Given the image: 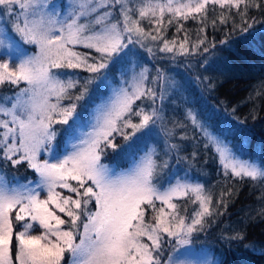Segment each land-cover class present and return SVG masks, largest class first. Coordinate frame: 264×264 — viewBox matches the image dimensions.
I'll return each instance as SVG.
<instances>
[{"label": "snow or ice", "instance_id": "obj_1", "mask_svg": "<svg viewBox=\"0 0 264 264\" xmlns=\"http://www.w3.org/2000/svg\"><path fill=\"white\" fill-rule=\"evenodd\" d=\"M254 12L264 17V0H0V264H184L181 247L227 212L233 190L217 196L189 169L181 176L170 164L187 159L173 155L185 150L180 144L163 156L148 147L169 108L182 116L169 119L173 128L190 124L214 149L226 180L264 186V160L238 155L194 100L174 106L189 92L186 81L155 64L151 76L141 51L223 74L224 58L208 59L223 51L209 30L240 34L221 46L250 43L259 31ZM198 79L214 87L212 77ZM117 136L130 142L118 145ZM107 149L125 151L130 166L104 163ZM24 164L35 180L7 171Z\"/></svg>", "mask_w": 264, "mask_h": 264}, {"label": "trees", "instance_id": "obj_2", "mask_svg": "<svg viewBox=\"0 0 264 264\" xmlns=\"http://www.w3.org/2000/svg\"><path fill=\"white\" fill-rule=\"evenodd\" d=\"M253 14L257 18L254 27L259 31L254 33L256 38L250 43L240 41L239 45L231 48L221 46L218 41L225 38L235 41L239 39L240 34L238 32L229 34L226 26L222 32L209 30L208 41H216L217 47L223 48V51L208 56V59L211 61L223 57L224 60L220 65L223 74L204 72L197 66L195 59H192L191 63L187 59H184L183 63L180 60L161 61L159 57L162 54L157 53L156 59L152 60L148 58L149 56L147 57L143 49L141 51L145 60L148 61L144 66L149 69V72L154 70L152 68L154 63L157 68L163 67L167 73H172L176 79L182 76L186 81L189 92L182 94V97L174 102V106L183 110L185 105L182 100L185 97L194 100L198 108L212 112V123L215 129L227 133V139L238 155L245 160L251 159L258 162L264 160V87L261 86L264 83V28L260 24L264 17L256 12ZM186 27L193 30L192 39L195 41L196 24L189 21ZM175 34L174 28L169 29L167 37L171 39ZM200 76L212 77L214 87H206L207 81L200 83L198 79ZM64 102L69 103L67 100ZM167 111L168 118L160 124L162 137L158 150L162 153V145L180 144L185 150L178 154L173 153V155L187 158L182 159L179 165L176 162H170L171 166L182 167L177 171L180 175L184 174L183 170L189 169V174L196 176L195 181L209 183V187L217 196L221 191H227L229 188L233 190L227 212L218 217L207 231L195 234L188 250L212 253L216 264H264V254H261L264 252V216L260 215V209L264 207V186L257 184L253 187L256 182L247 178L226 180L219 174L220 167L215 158L217 154L214 149H204L203 138L198 131L193 130L190 124L186 129L173 128L169 119L181 120V112H173L172 108ZM238 121H243V123H238ZM134 122L138 120L134 119ZM165 129L172 130V135L167 136ZM127 131L131 133L132 130L127 129ZM182 136H186V139L182 140ZM115 142L122 146L130 141L126 142L123 136H117ZM194 153L196 154L195 159H193ZM111 155L106 156L109 159L105 162L115 160L116 151ZM160 156H163V153ZM163 158L166 159V157ZM123 165L126 167L129 162L124 161ZM195 168L198 170L197 175L194 172ZM7 171L15 173L21 180L37 178L26 164L17 166V168L9 167ZM183 202L179 201L182 204ZM193 207L194 205L189 208V211ZM237 233L245 235L246 238L242 242H227V237ZM245 245H254L256 250L246 248Z\"/></svg>", "mask_w": 264, "mask_h": 264}, {"label": "rangeland", "instance_id": "obj_3", "mask_svg": "<svg viewBox=\"0 0 264 264\" xmlns=\"http://www.w3.org/2000/svg\"><path fill=\"white\" fill-rule=\"evenodd\" d=\"M28 47L29 49H31V46H26ZM144 51V50H143ZM146 52V51H144ZM147 53V52H146ZM149 56V57H148ZM147 57L149 59H152V60H155L153 59L150 54L147 53ZM153 63V62H152ZM154 64V63H153ZM152 64V65H153ZM157 67V66H156ZM151 76L153 74V77L155 76V69L150 72ZM86 75V73H85ZM167 76L168 77H173V74L172 73H167ZM163 81L161 82V86H163ZM77 93L73 92V95H75ZM66 104V102H64ZM83 103V102H81ZM79 110V108H78ZM161 123L158 122L157 124V129H158V137L156 138V141H148V147L150 149H154L155 152L158 154V155H161L162 153L158 150V147L161 145V137H162V133H161V126H160ZM57 128H61L62 126L60 125H57L56 126ZM85 131H90V129H85ZM137 135H139V133H137ZM61 140V150H63L64 148V145H63V138L60 137L59 138ZM134 139V138H133ZM144 143L143 140L141 141H138L137 142V147H140L142 146ZM165 146L162 145L161 147V150L164 148ZM107 155H111L114 151L112 149H107ZM116 151V157H115V160H113L112 162H105L107 159L106 156H105V160H104V163L108 164L109 166L111 167H114L115 169L117 170H121V169H126L130 166L131 164V160H130V157L129 155L125 152V151H121L120 149H117L115 150ZM252 155V153L250 154ZM112 156V155H111ZM111 156H108V157H111ZM166 159H169L168 157H166ZM124 161H128L129 162V165H127L126 167L123 165L124 164ZM170 162H176L175 159H171ZM176 171H179L182 169V167H173ZM194 172L195 174L197 175L198 173V170L195 168L194 169ZM184 175V174H183ZM181 174V176H183ZM203 174L201 173V178H202ZM195 178L196 176H194L192 173L189 174V179L192 180V181H195ZM199 181V180H198ZM201 182V181H200ZM205 187L206 189H211L213 190L211 187H209V183L205 184ZM59 190V189H58ZM59 191H64L66 193V190H59ZM214 191V190H213ZM43 195V194H42ZM184 203V202H183ZM192 206L191 203H188V208H190ZM62 215V214H61ZM193 238V237H192ZM192 241V240H191ZM191 247V243L188 244V245H184L181 247L180 249V259L184 262V264H216V259L215 257L213 256L212 253H208V252H201V251H198V250H188L189 248Z\"/></svg>", "mask_w": 264, "mask_h": 264}]
</instances>
